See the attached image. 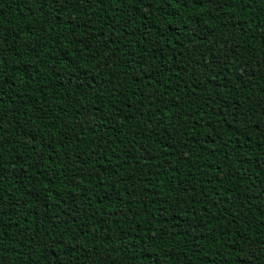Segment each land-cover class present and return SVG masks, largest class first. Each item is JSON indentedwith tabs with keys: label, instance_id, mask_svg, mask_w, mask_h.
<instances>
[{
	"label": "trees",
	"instance_id": "1",
	"mask_svg": "<svg viewBox=\"0 0 264 264\" xmlns=\"http://www.w3.org/2000/svg\"><path fill=\"white\" fill-rule=\"evenodd\" d=\"M0 264H264V0H0Z\"/></svg>",
	"mask_w": 264,
	"mask_h": 264
},
{
	"label": "snow or ice",
	"instance_id": "2",
	"mask_svg": "<svg viewBox=\"0 0 264 264\" xmlns=\"http://www.w3.org/2000/svg\"><path fill=\"white\" fill-rule=\"evenodd\" d=\"M177 2H178V0H177Z\"/></svg>",
	"mask_w": 264,
	"mask_h": 264
}]
</instances>
